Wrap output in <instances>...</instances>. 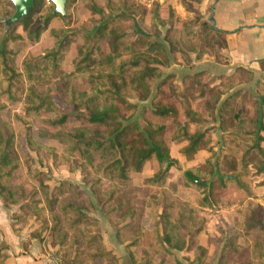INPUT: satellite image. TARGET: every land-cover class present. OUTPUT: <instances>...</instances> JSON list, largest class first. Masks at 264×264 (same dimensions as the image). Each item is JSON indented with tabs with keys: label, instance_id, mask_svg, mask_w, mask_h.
Masks as SVG:
<instances>
[{
	"label": "trees",
	"instance_id": "1",
	"mask_svg": "<svg viewBox=\"0 0 264 264\" xmlns=\"http://www.w3.org/2000/svg\"><path fill=\"white\" fill-rule=\"evenodd\" d=\"M39 1L41 0H35L25 18L8 24L7 21L14 14L15 8L11 0H0V101L5 100L9 103L22 101L24 115L39 114L42 111L52 113V116L44 122L54 129L50 137L63 144L66 160L69 161V157L77 154L80 158L88 160L87 163H92L94 157L99 156L100 161L94 167L103 174V178H96L94 183L100 185L102 179H107L109 185L106 190L95 186L91 194L102 201L101 212L111 226L118 225L112 218L118 207H110V202L121 195L127 198L124 188L130 187L133 176L141 177L143 172L147 171V163L155 160L158 170L153 177H146L142 181L143 187L157 188L155 194L143 198L145 205L151 207V220H153L151 227L156 230L159 226L162 228L167 253L172 254L173 250L188 252L189 243L186 238L190 240L202 230V221L195 222L191 211L187 213L184 209V204H180L176 212L172 213L170 203L173 202L167 197L166 188L161 180L164 174L178 166L186 186H206V182L201 180V171L196 168L197 166L181 168L182 164L170 156L168 142L163 135L164 125L147 124L141 127L134 117L127 115L136 108L131 102L132 99L141 102L149 99L151 81H160L158 87L171 81L168 85L169 92L181 103L184 116L187 118V123L179 125L171 142H187V145L180 150V155L187 158L190 154L197 153L205 136L204 132L197 129L192 133L188 129L190 123L199 124L202 120L186 99V87L181 90L177 88L172 82L173 74L163 77L160 67L175 64L174 56L179 48L171 40H167V48L158 38V24L164 25L158 14V7L147 12L151 27L155 31L152 35L141 29H136L134 32L124 29L121 22L128 16L123 10L116 9L113 12L114 9H111L106 13L96 0H84L89 11L98 15L99 20L93 27V34L91 36L86 34L83 44L78 46V55L72 64L75 74H87L91 86L90 92H81L70 81L63 85L53 82L41 89L27 84L28 81L33 80L51 81L52 75L62 66L66 49L74 40V35L69 34L66 28L50 29V47L40 56L26 54L19 68L15 64L18 56L13 47L15 44L38 43L53 18L62 17L67 23L65 17L54 13L55 7L51 1V8L46 15L40 12L41 20L34 21L33 14ZM185 9L195 12V16H200L199 12L188 3H185ZM145 15L144 11L141 12V16ZM19 27L24 31L25 36L18 32ZM198 27L201 28L198 34L196 31H187L184 28L177 33L179 43H183L182 47L195 53L197 58L203 54L201 46L197 44L206 39V32L209 33L211 40L220 41L219 49L223 50L226 47L225 32L215 29L206 20H200ZM89 38H92V43H89ZM103 38H107L109 52L104 56V63L101 65L96 64V59L99 55V42ZM141 40H144L145 44L142 49H138ZM120 44H124L123 52L119 51ZM237 69H241L246 74H255L250 70ZM134 70L137 71L136 74ZM260 70L264 71V61L260 63ZM189 78L196 77L186 74L182 77V82H186ZM240 83L236 82V84ZM207 87L209 84L202 86L199 97H203V89ZM20 92L24 94V99H21ZM227 92L228 90H218L214 99L205 104L207 117L219 122V138L222 143L217 153L219 157L212 165L215 169L213 175L218 178L220 185L224 186L232 182L238 190L250 196L251 190L242 180L248 165L253 169L251 176L259 178L255 186L264 187V97L253 96L252 114L248 115L246 109L236 110L230 116V124H226V108L234 98V94L222 98ZM151 101L152 113L155 116L167 118L177 115L174 108L158 101V94L153 96ZM2 107L0 105V110ZM71 121L81 124L68 128L67 125ZM229 139L232 143L237 140L243 145V152L237 149L231 150L228 145ZM17 149L18 144L15 142L13 131L5 124H0V198L3 205L8 207L22 203L21 209L25 213L42 220L43 227H48L52 234V245H58L62 249L68 246V252L64 255L65 264H117L116 256L108 251L102 242L98 220L83 216L86 208L82 206L84 201L78 198L87 195L73 190V184L66 182L55 187L49 195L48 187L39 179L42 173L36 170L32 158L25 153L19 155ZM236 154H239V158L234 157ZM253 158H258V162L250 165V160ZM220 161L226 168L224 174L217 168ZM21 165L26 167L31 176L38 179L39 187L45 191L43 199L38 198L36 193H26L21 185L12 184ZM68 191H71L72 195L64 194ZM262 197L264 198V191ZM163 199L164 203H162ZM42 203L48 212L44 217L41 214ZM160 207L161 212H159ZM135 213L134 208L128 211L124 218L132 219ZM121 229L118 228L117 232ZM174 230L175 236L171 232ZM241 236L245 243H249L245 248L249 255L243 264H264V218L260 211H251L245 215L242 222L231 229L222 254L238 251L240 247L237 246L236 240ZM73 244L76 245V252L71 255L70 249ZM0 264H5L2 246H0Z\"/></svg>",
	"mask_w": 264,
	"mask_h": 264
},
{
	"label": "rangeland",
	"instance_id": "2",
	"mask_svg": "<svg viewBox=\"0 0 264 264\" xmlns=\"http://www.w3.org/2000/svg\"><path fill=\"white\" fill-rule=\"evenodd\" d=\"M96 2L104 8L106 13H109L111 9H114L113 12L116 9L123 10L128 17L121 22V25L129 32L141 29L152 35L155 31L151 27L147 12L154 7H158V14L164 22V25L158 24V38L164 42L167 48V40L175 42V46L179 48V51L174 56L176 63L169 67L162 66L160 68L163 71V77L173 74L172 82L177 88L181 90L186 87V99L189 105H191L192 110L202 120L199 124L188 126L191 132L197 129L200 132H204L205 136L199 145L197 153L190 154L187 158L183 157L185 160L180 167H186L187 164L197 166L196 168L201 171L200 178L206 182V186H186L183 183L182 171L178 166H175L171 172L164 174L161 181L166 188L167 197L173 202V204L170 203L172 213L176 212L180 204H184V209H186L187 213L191 211V216L195 222L200 223L202 221V230L198 234L193 235L190 240L186 238L189 243V245L187 244L189 251L173 250L171 251L172 254L165 251L167 245L163 241L164 232L160 226L157 230L155 228L152 229L151 207L145 205L143 202V198L150 194H155L157 188L143 187L142 181L145 179L143 176H133L130 187L124 188L127 198L121 195L110 202V207H118L112 214V218L117 221L118 225H116L117 227L111 226L107 221L108 219L101 212L102 201L97 200L91 194V190L95 186H99L101 190H106L109 185V180L107 179H102L100 185H95L94 183L96 178H103V174L98 172L94 167L100 161L99 156H95L92 163H87L88 160L80 158L77 154L69 157V161L66 160L63 144L50 137V133L54 129L44 122L52 116V113L42 111L39 114L24 115L22 101L9 103L1 100L0 105L3 107L0 110V124H5L13 131L15 142L18 144L16 152L19 155L25 153L32 158L36 170L42 173L39 179L48 187L49 195H51L55 187H58L62 182H66L73 184V190L81 191L89 196H80L78 198V200L84 201L82 206L86 208L83 216H89L98 220L102 242L106 224H108V227L114 229L117 241L123 245V251H121L123 257L119 253H114L109 249L116 256L117 264H119L121 257L122 261H120V264H243L249 255L245 249L249 243H245L242 236L236 240L237 246L240 247L238 251L223 255L222 250L229 240L228 237L231 234V229L242 222L245 215H248L251 211H260L264 218V198L262 197L264 187L255 186L259 178L251 176L253 169L249 165L242 176V180L251 190L250 196L238 190L232 182L226 183L224 186L220 185L218 178L213 175L215 169L212 168V165L219 157L217 153L221 140L219 138V131L216 132L219 128V122L218 126L211 125L212 122L207 119L205 104L214 99L218 94V90H228L227 94L222 98L227 97L229 94H234V98L230 100L226 108V124H230V116L236 110L246 109L248 115L252 114L253 96L256 98H259V96L264 97V71L259 74H246L241 69H230L227 67L226 58H224L222 50L219 49L220 41L218 39L211 40L207 32L204 41L198 44L195 43L201 46V50L203 51L200 58H197L195 53L182 47L183 43H179L177 37V33L180 30L184 28L187 31H196L198 34L201 32V28L198 27L200 20L210 22L209 12L203 14V10L201 9L203 0H167L162 3L159 0H96ZM185 3L190 4L194 10L199 12L200 16H195V12L186 11ZM50 8V3L47 4L46 0L39 1L36 10H34L33 20H41L39 13L41 12L43 15H46V12ZM143 11L146 13L145 16H141V12ZM56 20L55 24L44 33L42 41L39 44L22 42L13 46L18 53L15 64L19 68L26 54L42 55L45 50L44 47L51 40L50 29L66 28L69 34L74 35V40L66 49L62 66L52 75L51 81L33 80L28 81L27 84L28 86L32 84L37 89H41L53 82L57 85H63L70 81L74 83L79 91L90 92L91 86L87 80V74H75L72 64L78 55V46L83 44L86 34L89 36L93 34V27L98 22L99 16L89 11L84 0H68L65 16L67 23H65L62 17H56ZM53 26L59 28H53ZM18 32L25 36L24 31L20 27L18 28ZM89 43H92V38H89ZM144 44V40L139 41L138 49H142ZM119 51H124V44H120ZM108 52L107 38H103L99 42V55L96 59V64L102 65L104 63V56ZM133 72L137 73L136 70ZM186 74L195 76L196 78H189L183 83L182 77ZM229 76L231 79H229ZM237 81L241 83L236 84ZM159 82L151 81L149 83L151 88L150 97L146 101L131 100L136 105V108L127 115L134 117L141 127L147 124L164 125L165 130L163 135L168 142L170 156L178 157L180 150L187 143H180L179 145L177 142H171V138L177 132L179 125L187 123V118L184 116V108L181 106V103L169 92L168 85L171 81L158 87ZM205 84H209V87L203 89L204 95L203 97H199L202 86ZM156 94H158V101L160 103L171 106L177 111L176 116L160 118L152 113L151 108L153 105L151 98ZM19 95L21 99H24L22 92ZM80 124V122L71 121L67 127L79 126ZM229 141L228 145H230L229 148L231 150L237 149L239 152H243L244 146L239 144L237 140L233 143L231 139ZM234 157L239 158V154L234 155ZM257 162L258 158H253L250 160V165H255ZM81 165H84V167H81ZM217 168L219 172L225 173L226 168L222 161H220V165ZM157 170L158 164L155 160L147 163L146 175L153 177ZM12 184L21 185L26 190V193H36L38 198L43 199L45 191L39 187L38 179L31 176L24 165H21L16 172ZM64 194L72 195V192L68 191ZM162 203H164V199ZM21 205L22 203L16 204L18 211L11 215V222L15 226V233L19 234L21 229L28 225H30V229L35 226V223L39 226L37 230L26 234L24 238L27 239H24L22 242L23 246L27 247L26 245L30 242L31 238L36 237L46 247L45 251L38 258L37 264H48V262L50 264L53 256H59L65 264L64 255L68 252V246L66 245L62 249L58 245H52V234L49 228L43 227L42 220L40 221L35 216L25 213L21 209ZM40 206H43L41 211L42 216H47L48 212L44 204L42 203ZM134 208L136 212L134 217L132 219H125V214ZM161 209L160 207L159 212H161ZM101 216L106 219L105 223H102ZM120 227L122 229L117 232ZM171 232L175 236V230ZM105 237L107 238V234ZM47 244H50V247ZM126 245L128 248L125 249ZM0 246L3 247L5 256L7 244L0 243ZM70 250L72 252L71 255H73L76 252V245L73 244ZM197 257L200 259L198 260Z\"/></svg>",
	"mask_w": 264,
	"mask_h": 264
},
{
	"label": "crops",
	"instance_id": "3",
	"mask_svg": "<svg viewBox=\"0 0 264 264\" xmlns=\"http://www.w3.org/2000/svg\"><path fill=\"white\" fill-rule=\"evenodd\" d=\"M201 9L203 14L209 12L210 22L215 29L226 33V47L223 48L222 54L227 60V67L230 69L242 68L259 74L261 72L260 63L264 61V0H203ZM56 21V18H53L49 27ZM53 28L59 27L53 26ZM43 35L44 33L36 44L42 41ZM48 47H50V43L44 49ZM207 119L212 122L211 125L218 126V121L211 120L210 117ZM192 124L195 123H190L189 126ZM189 131L191 132L190 129ZM180 143L177 144L180 145ZM171 157L177 159L180 164L185 160L181 155ZM186 167H190V165L187 164ZM146 173L147 171H144L142 176L151 177ZM17 211L18 206L5 207L0 198V243L7 244L5 264H37L38 258L45 251L44 243L36 237L31 238L27 247H24L22 242L27 239L24 237L28 232L37 230L39 226L35 223V226L30 229V225H28L23 227L19 234L15 233L11 215ZM101 219L102 223L106 222L103 216ZM107 225L105 227L107 230L104 228L103 242L108 250L119 253L123 257L121 254L123 245L117 241L114 229ZM47 246L50 247V244ZM122 257L119 259V264Z\"/></svg>",
	"mask_w": 264,
	"mask_h": 264
},
{
	"label": "water",
	"instance_id": "4",
	"mask_svg": "<svg viewBox=\"0 0 264 264\" xmlns=\"http://www.w3.org/2000/svg\"><path fill=\"white\" fill-rule=\"evenodd\" d=\"M15 12L12 17L7 21L8 24L16 22L20 19L25 18L28 14L30 9L33 7L35 0H11ZM54 5V13L59 14L63 17L66 16V5L68 0H50Z\"/></svg>",
	"mask_w": 264,
	"mask_h": 264
},
{
	"label": "built area",
	"instance_id": "5",
	"mask_svg": "<svg viewBox=\"0 0 264 264\" xmlns=\"http://www.w3.org/2000/svg\"><path fill=\"white\" fill-rule=\"evenodd\" d=\"M159 1L162 3V2L167 1V0H159ZM46 2H47V4H49L50 0H46ZM48 264H49V262H48ZM50 264H64V263L62 262V259L59 256H53L52 260L50 261Z\"/></svg>",
	"mask_w": 264,
	"mask_h": 264
}]
</instances>
